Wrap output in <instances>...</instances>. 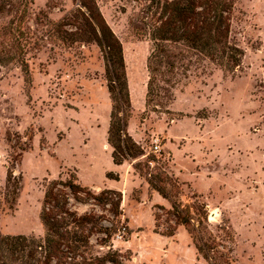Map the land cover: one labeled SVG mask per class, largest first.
I'll return each instance as SVG.
<instances>
[{
  "label": "rangeland",
  "instance_id": "374dc122",
  "mask_svg": "<svg viewBox=\"0 0 264 264\" xmlns=\"http://www.w3.org/2000/svg\"><path fill=\"white\" fill-rule=\"evenodd\" d=\"M96 1L123 44L133 103L128 132L145 154L126 166L112 161L107 143L112 103L100 47L78 43L68 48L45 39L43 48L26 56L31 82L17 64L0 72V238L43 237V184L75 173L84 185L125 195L122 226L127 232L119 233L113 246L130 252L128 264H208L184 227L171 238L155 232L153 206L170 208V203L146 192L145 177L134 169L153 154L158 161L150 163V171L164 165L184 184V200L197 193L208 205L214 234L225 241L222 229L230 228L233 264H264V0L236 4L231 38L244 51L241 69L228 74L206 63L192 69L174 90L169 113L162 109L149 116L144 111L150 44L129 27L138 5ZM76 7L74 0H33L29 25L36 28L42 11L57 23ZM50 27L38 36L47 30L53 34ZM155 140L160 153L151 150ZM13 164L23 181L11 208L6 178ZM110 172L119 181L108 179ZM139 193L141 202L134 199Z\"/></svg>",
  "mask_w": 264,
  "mask_h": 264
},
{
  "label": "trees",
  "instance_id": "16d2710c",
  "mask_svg": "<svg viewBox=\"0 0 264 264\" xmlns=\"http://www.w3.org/2000/svg\"><path fill=\"white\" fill-rule=\"evenodd\" d=\"M126 1L138 5L129 18L130 29L150 44L144 116L150 112L169 113L167 107L175 100L174 90L189 78L192 69L204 63L228 74L241 69L244 51L231 38L238 0ZM74 2L76 9L62 21L51 22L42 11L35 20L36 28H32L29 16L33 0H0V72L17 64L26 82H31L26 56L43 48L50 37L54 44L68 48L78 43L98 45L105 60L106 86L112 103L107 143L112 148L113 163L123 165L145 154L128 132L133 103L123 44L107 24L96 0ZM48 26L53 34L47 30V35L38 36L41 28ZM157 161V156L149 154L145 162L134 165L145 177L149 193L156 192L170 203V208L153 206L155 232L171 238L182 226L208 264H233L230 228L222 229L225 241L214 234L208 205L200 201L197 193L184 200V184L164 165L155 173L150 171V163ZM15 166L8 169L6 178V198L11 208L17 203L23 181L22 176H15ZM107 178L119 181V175L113 172ZM43 192V237L2 236L0 264H128L130 252L123 253L113 246L114 238L123 230L127 232L122 226L123 192L96 190L82 184L75 173L65 179L46 180ZM139 195H134L137 202H141ZM81 206L88 208L80 211Z\"/></svg>",
  "mask_w": 264,
  "mask_h": 264
},
{
  "label": "built area",
  "instance_id": "2783aa9c",
  "mask_svg": "<svg viewBox=\"0 0 264 264\" xmlns=\"http://www.w3.org/2000/svg\"><path fill=\"white\" fill-rule=\"evenodd\" d=\"M151 150L154 153H160L161 152V146L159 145V141L155 140L153 145L151 146Z\"/></svg>",
  "mask_w": 264,
  "mask_h": 264
},
{
  "label": "crops",
  "instance_id": "0c3cea01",
  "mask_svg": "<svg viewBox=\"0 0 264 264\" xmlns=\"http://www.w3.org/2000/svg\"><path fill=\"white\" fill-rule=\"evenodd\" d=\"M108 148L112 151V148L108 145ZM121 166H126V163H124L123 165ZM148 185V184H147ZM148 187V186H147ZM99 189H101L102 187H98ZM148 191V188L146 190V192ZM155 194H158L156 192H153V197L155 196ZM124 195V194H123ZM159 195V194H158ZM124 199H125V195L123 196V202H122V206L124 205ZM161 205V204H160ZM126 217V216H125Z\"/></svg>",
  "mask_w": 264,
  "mask_h": 264
}]
</instances>
